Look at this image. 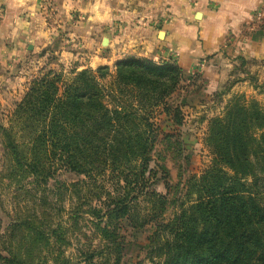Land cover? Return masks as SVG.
<instances>
[{
    "label": "rangeland",
    "instance_id": "374dc122",
    "mask_svg": "<svg viewBox=\"0 0 264 264\" xmlns=\"http://www.w3.org/2000/svg\"><path fill=\"white\" fill-rule=\"evenodd\" d=\"M94 1L0 0V263L8 251L18 249L21 264H101L103 254L84 260L83 253L98 248L104 253L106 243L96 227L105 222L113 200L125 199L131 208L118 224L123 236L119 264H158L154 246L168 230L162 228L156 236V228L160 229L156 225H164L197 199L203 192L205 175L218 174V167L233 174L214 160L207 140L210 120L224 117L234 103L245 108L254 103L264 112V58L245 60L237 56L226 79L207 94L199 71L205 60L197 61L191 72L179 67L173 55L152 60L144 54H124L108 63L111 38L120 32L110 31L111 26L128 29L134 26L132 22L153 26L161 39L162 25L170 20L147 21L149 17L144 14L149 2L101 0L103 11L112 7L128 15L136 10L143 18L134 21L124 16L95 22L88 17ZM246 26L249 32L264 34V5L254 10ZM128 57L174 64L182 71L174 92L151 110L154 131L140 186L133 184L132 173L139 159L132 160L131 169L124 172L122 167L108 166L86 175L66 168L55 154L41 165L53 172L45 181L28 172L22 174L4 146L2 129L9 131L20 150L32 159L26 148L31 144L28 132L21 131L29 122L17 109L32 82L44 75H59L62 88L82 70L105 66L113 74L115 64ZM111 79L109 76L101 82L109 87ZM140 170V166L134 169ZM256 176L258 181L251 191L264 205V173ZM246 179L249 183L254 178ZM152 192L153 198L148 197ZM106 264H114L113 257Z\"/></svg>",
    "mask_w": 264,
    "mask_h": 264
},
{
    "label": "trees",
    "instance_id": "16d2710c",
    "mask_svg": "<svg viewBox=\"0 0 264 264\" xmlns=\"http://www.w3.org/2000/svg\"><path fill=\"white\" fill-rule=\"evenodd\" d=\"M181 74L174 64L128 57L115 64L113 74L105 66L82 70L62 88L59 75H44L32 82L17 107L29 122L21 131L28 132L31 144L26 148L32 159L6 129H2L4 146L21 173L28 172L38 181L53 174L41 165L55 154L66 168L86 175L108 166L122 167L124 172L139 159L132 168L133 184L139 187L154 131L151 110L174 92ZM109 76L111 82L105 87L101 81ZM250 104L245 108L234 103L224 117L210 120L207 140L214 160L233 174L218 167V174L205 175L197 199L164 225H156L160 228L156 236L162 228L168 230L154 246L158 264H264V205L251 191L256 175L264 173V112ZM138 166L141 170L134 171ZM249 176L254 179L248 183ZM153 196V192L148 195ZM130 208L125 199L112 201L105 222L96 227L107 249L83 253L84 260L99 254L105 256L101 264L110 257L119 264L123 236L118 224ZM19 252L8 251L0 264H21Z\"/></svg>",
    "mask_w": 264,
    "mask_h": 264
},
{
    "label": "crops",
    "instance_id": "0c3cea01",
    "mask_svg": "<svg viewBox=\"0 0 264 264\" xmlns=\"http://www.w3.org/2000/svg\"><path fill=\"white\" fill-rule=\"evenodd\" d=\"M133 1L143 5L149 2L144 14L149 17L147 21L159 18L170 22L163 23L164 35L161 39L154 33L156 30L153 26L135 25L134 22V26L128 29L111 26L110 31L120 32L116 38H111L112 51L108 55V63L124 54H144L152 60L173 55L179 67L191 72L197 61L205 60L199 71L205 83L203 91L207 94L226 79L232 60L237 56L245 60L264 58V34L260 31L249 32L246 26L254 10L264 5V0ZM100 2L95 0L89 10L92 16L88 17L95 22L124 16L134 21L143 18L142 13L136 10L128 15L112 7L110 11H103Z\"/></svg>",
    "mask_w": 264,
    "mask_h": 264
}]
</instances>
